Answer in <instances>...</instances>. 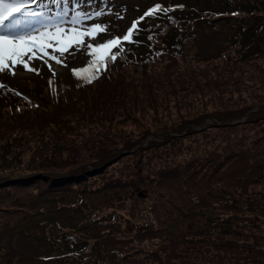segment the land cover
Returning a JSON list of instances; mask_svg holds the SVG:
<instances>
[{"label":"trees","instance_id":"trees-1","mask_svg":"<svg viewBox=\"0 0 264 264\" xmlns=\"http://www.w3.org/2000/svg\"><path fill=\"white\" fill-rule=\"evenodd\" d=\"M156 4L98 72L0 73V227L50 197L53 264H264V0Z\"/></svg>","mask_w":264,"mask_h":264},{"label":"snow or ice","instance_id":"snow-or-ice-1","mask_svg":"<svg viewBox=\"0 0 264 264\" xmlns=\"http://www.w3.org/2000/svg\"><path fill=\"white\" fill-rule=\"evenodd\" d=\"M63 3V10L53 14L49 4H55L59 8L61 0H0V73L7 70L9 74L15 75L14 69L21 66L38 75L39 69L30 66L34 60L39 59L44 63L51 60L62 64L61 57L73 48H86L87 55L91 58L87 68L73 69L74 75L80 76L81 72L87 73L90 70L98 72L124 52L125 43H135L134 35L139 32L138 25L146 17H153L157 13L167 15L174 10L156 4L134 21L122 37L93 44L91 41L106 33L107 28L100 23L85 25L82 22L100 17L103 13H87L69 8V0H63ZM34 6L48 11H36ZM66 24L72 26L65 27ZM48 67L52 71L50 63ZM94 78L95 74L83 77L86 82H91ZM49 83L51 85L52 81ZM4 87L0 84V88Z\"/></svg>","mask_w":264,"mask_h":264},{"label":"rangeland","instance_id":"rangeland-1","mask_svg":"<svg viewBox=\"0 0 264 264\" xmlns=\"http://www.w3.org/2000/svg\"><path fill=\"white\" fill-rule=\"evenodd\" d=\"M158 1L159 0H80L70 1L68 7L76 8L77 10L87 13L95 11H101L103 13L100 17L82 22L85 25L100 23L106 26V33L97 36L96 40L91 41L95 44L104 42L112 37H122L120 34H125L132 23ZM201 4L202 1L195 3L198 7ZM63 8L64 5L58 8L55 4H49V9L53 14L63 10ZM34 10L48 11V9H40L35 6ZM70 26L72 25H65V27ZM87 42L86 40V43ZM207 48L208 46L205 49ZM49 51H51V49H49ZM208 52L211 53L212 51L208 49ZM61 59L63 62L62 64H56L51 60H49L48 63H44L39 59L34 60L30 66L40 70V74L38 75L33 74L34 72L26 71L21 66H17L14 69L15 75L9 74L6 70L9 77L7 80L11 83H17L19 86H31L43 91L46 88V86L43 87L45 80L44 78L40 79L39 75L46 77L48 72H44V70L49 69V63L52 65V72L55 73L54 76H57L59 80L66 81L69 78V76H66L67 73L75 67L87 65L89 56L87 55L86 48H73L68 53H65ZM64 64L67 66H63ZM27 77H31V83L30 81L24 80ZM259 109L260 107L251 112H255ZM246 116L247 115L243 116L235 123L244 121ZM212 120L214 119H208L206 122ZM163 138L164 136L160 139L162 140ZM151 139H153L152 136L147 137L143 145H146L147 140ZM62 203H67V201L64 199ZM32 209L33 213L25 217H20L17 221V225L11 228H8L9 226L7 225L0 227V264H53L51 261H44L41 258L55 253L57 249L55 239L58 235L60 236L61 230L62 232L68 233V235L73 234L74 230L71 228V224H77L81 221V214L78 210H74L68 206H58L50 197L36 203ZM10 217L13 219V216ZM56 226H61L62 228L59 227L61 230ZM75 231L78 233L83 232L78 228H76ZM84 231L90 232L91 230L85 229ZM50 235L56 237H51ZM72 241L74 240L72 239Z\"/></svg>","mask_w":264,"mask_h":264}]
</instances>
